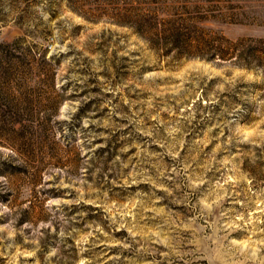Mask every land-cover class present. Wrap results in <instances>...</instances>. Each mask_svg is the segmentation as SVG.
<instances>
[{
    "label": "rangeland",
    "instance_id": "obj_1",
    "mask_svg": "<svg viewBox=\"0 0 264 264\" xmlns=\"http://www.w3.org/2000/svg\"><path fill=\"white\" fill-rule=\"evenodd\" d=\"M0 264H264V0H0Z\"/></svg>",
    "mask_w": 264,
    "mask_h": 264
}]
</instances>
